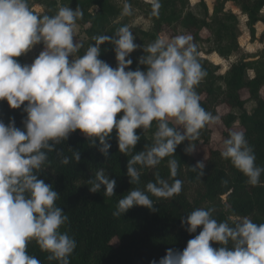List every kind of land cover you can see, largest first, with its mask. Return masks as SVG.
I'll return each instance as SVG.
<instances>
[{
  "label": "clouds",
  "instance_id": "obj_1",
  "mask_svg": "<svg viewBox=\"0 0 264 264\" xmlns=\"http://www.w3.org/2000/svg\"><path fill=\"white\" fill-rule=\"evenodd\" d=\"M152 7L157 11L160 0H152ZM130 13L125 0L122 15ZM82 15L79 8L64 6L55 15L38 16L29 0H0V101L26 113L23 127L14 119L7 124L0 120V264H41L27 251L32 241L48 254L50 264H70L77 243L61 231L69 218L56 205L60 194L38 175L48 154L70 134L79 130L108 157L115 133L119 152L128 156L141 140L137 130L147 132L155 123L152 144L128 160L126 175L131 184H138L141 169H155L183 142H190L185 151L191 154L200 130L218 119L201 106L195 91L206 73L190 36L158 35L143 45L144 55L138 58L145 70L139 66L132 70L129 57L141 46L126 25L111 36H93L94 43L77 55L83 45L75 39V28ZM106 43L113 46L115 68L99 58ZM41 44L43 49L31 64L19 62L17 58ZM220 155L247 177L249 185L261 184L264 167L255 163L243 131L229 132ZM73 157L79 162L81 153L77 150ZM69 162V157L61 160ZM168 167L171 183L156 172L154 182L131 189L118 201L113 216L134 206L154 211L151 197L178 195L183 182L175 179L177 161L168 160ZM204 168L198 161L192 170H199L202 177ZM116 183L103 169L88 180L89 191L100 192L103 186L105 197L115 195ZM213 211L197 208L182 218L193 238L182 251L169 248L151 264H264V223L247 216L217 221Z\"/></svg>",
  "mask_w": 264,
  "mask_h": 264
},
{
  "label": "trees",
  "instance_id": "obj_2",
  "mask_svg": "<svg viewBox=\"0 0 264 264\" xmlns=\"http://www.w3.org/2000/svg\"><path fill=\"white\" fill-rule=\"evenodd\" d=\"M124 3L125 0H29L32 11L38 16L55 15L64 6L82 11L76 29L83 35V47L77 55H83L94 43L93 36H111L118 28L128 26L135 36L134 42L141 46L129 57L133 61L132 70L138 66L145 70L144 66L138 65V58L144 55L143 45L147 46L158 35L172 32L174 37L180 31L189 35L206 73L195 88L201 106L215 117L219 116V108L225 107L227 113L220 116L226 127L223 140L235 127L240 128L254 149L255 163L264 167V50L256 55L241 54L224 73L221 64H214L209 59L216 54L222 60H229L240 53L241 16L246 18L251 39H257V25L264 24V0H215L212 12L206 0H198L195 5L191 0H160L161 7L157 11L153 10L152 2L127 0L131 11H138L150 21L149 30L132 25L130 18L122 15ZM228 5L239 13L228 9ZM36 6L42 7L43 11L36 12ZM261 40L264 43V33ZM38 46L42 51L43 45ZM99 58L113 68L117 65L111 44L101 45ZM17 59L21 64H27L23 56ZM243 92L248 94L247 98L243 97ZM250 103L255 105L252 112L246 108ZM25 116L23 108L12 109L7 101H0V120L5 124L14 119L17 127H23ZM155 130V123L147 132L138 129L141 140L128 156L119 152L115 133L109 141L112 145L109 156L105 157L79 130L57 145V151L48 154V161L38 175L60 194L56 205L63 208L69 218L61 231H66L77 243L69 258L70 264H151L154 259L158 262L167 249L182 251L193 238L195 234L188 233L181 220L197 208L213 209L217 221L231 222L247 216L256 223H264V174L260 185H249L247 177L221 157L220 149L210 148L204 162V175L200 177L199 170H192L197 162L192 153L185 151L189 145V141H185L177 147L174 156L164 158L155 169H141L140 182L131 184L126 175L128 160L131 155L144 150L147 144H152ZM196 140V146L211 145L210 123L200 130ZM77 150L81 153L79 162L73 157ZM63 157H69L70 162L61 163ZM170 159L177 161L175 179L183 182L181 192L169 199L151 197L154 211L134 206L120 217L113 216L118 201L131 189H144L148 182H154L156 172L171 183ZM99 169L116 180L115 195L105 197L103 186L100 192L89 191L88 180L94 178ZM212 246L220 247L215 243ZM27 251L41 264H50L48 254L42 252L35 241L28 244Z\"/></svg>",
  "mask_w": 264,
  "mask_h": 264
},
{
  "label": "rangeland",
  "instance_id": "obj_3",
  "mask_svg": "<svg viewBox=\"0 0 264 264\" xmlns=\"http://www.w3.org/2000/svg\"><path fill=\"white\" fill-rule=\"evenodd\" d=\"M146 1L152 2V0H146ZM197 2H198V0H191L192 5H195ZM206 2H207L208 6L212 12L213 4H214L215 0H206ZM227 8L233 9L234 12H238V10L233 8L231 5H228ZM34 9L38 13H41L43 11L42 7H39V6H36ZM126 16L130 18V22L132 25L141 26L145 30H149L151 28L150 21L145 19L138 11H131V13L129 15H126ZM241 30H242V35L239 39L241 51L239 54L233 56L229 60H222L216 54L209 57V59L212 60V62L214 64H221L223 73L226 70H228V68L230 67V65L233 62L237 61V59L239 58V56L241 54L256 55V54H259L262 50H264V43L261 40V35H262V33H264V24L260 23L257 25V39L252 40L251 36L248 32V29L246 27V18L241 16ZM179 31L180 30H178L177 32H179ZM75 32H76V38L75 39L81 43V41L83 40L82 33L79 34L76 28H75ZM172 34H174V33L171 32V33H167L164 35L171 38ZM179 35H186V34L183 31H180ZM186 36H189V35H186ZM38 47L39 46L37 45L31 52L27 53L26 55H23V58L27 64H31L33 62V60L35 59V54H36V50ZM250 75L254 76L252 72H250ZM242 95L244 98L248 97V94L246 92H243ZM262 95L264 97V89L262 91ZM254 107H255V105L253 103H250L249 105H247L246 108H247L248 112H252ZM225 113H227V109L225 107L219 108V116L217 117L218 118L217 122L216 123H210V128L212 130V141H211L210 146H205V145L196 146L197 140L195 139L192 141L193 146L194 147L196 146L194 151L192 152L196 162H198V161L205 162V160L208 158L210 148L222 150V145H223L222 133L224 131H226V127L222 123L220 116L224 115ZM234 130L241 131V129L238 127H235ZM113 243L116 244L117 242L114 241Z\"/></svg>",
  "mask_w": 264,
  "mask_h": 264
},
{
  "label": "crops",
  "instance_id": "obj_4",
  "mask_svg": "<svg viewBox=\"0 0 264 264\" xmlns=\"http://www.w3.org/2000/svg\"><path fill=\"white\" fill-rule=\"evenodd\" d=\"M39 51H41L40 47L37 48V50H36V54H37ZM36 54H35V55H36Z\"/></svg>",
  "mask_w": 264,
  "mask_h": 264
},
{
  "label": "bare ground",
  "instance_id": "obj_5",
  "mask_svg": "<svg viewBox=\"0 0 264 264\" xmlns=\"http://www.w3.org/2000/svg\"><path fill=\"white\" fill-rule=\"evenodd\" d=\"M218 56V55H217ZM219 57V56H218ZM220 58V57H219Z\"/></svg>",
  "mask_w": 264,
  "mask_h": 264
}]
</instances>
